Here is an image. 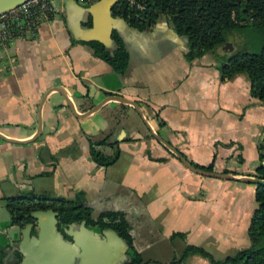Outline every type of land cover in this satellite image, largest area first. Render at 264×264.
<instances>
[{"label": "crops", "instance_id": "0c3cea01", "mask_svg": "<svg viewBox=\"0 0 264 264\" xmlns=\"http://www.w3.org/2000/svg\"><path fill=\"white\" fill-rule=\"evenodd\" d=\"M115 1L55 0L36 38L25 35L0 47L4 264H125L129 258L120 237L96 226L76 224L61 234L45 216L30 226L11 225L2 198L28 191L66 199L80 192L93 217L105 209L122 211L143 264H172L187 245L214 260L249 245L254 184L188 170L146 123L187 160L259 178L264 101L251 96L244 73L220 78L212 53L186 61L185 39L164 15L138 30L111 14ZM112 31L128 54L122 74L86 44L108 43ZM112 95L135 101L142 117L129 104L104 101ZM65 98L77 113L100 105L77 118ZM105 137L95 149L111 155L118 148L119 154L100 166L89 156L88 140ZM175 264L211 262L189 252Z\"/></svg>", "mask_w": 264, "mask_h": 264}, {"label": "trees", "instance_id": "16d2710c", "mask_svg": "<svg viewBox=\"0 0 264 264\" xmlns=\"http://www.w3.org/2000/svg\"><path fill=\"white\" fill-rule=\"evenodd\" d=\"M138 1L144 5L142 10L130 8L123 0H116L111 7V14L138 30L151 26L158 16L164 15L174 33L185 39L186 49L183 56L186 61H193L205 53H212L220 78L244 73L249 81L251 96L264 101V0ZM247 29L257 35L256 51L237 46H233L229 52L222 51L221 48L228 41L231 32L241 33ZM110 39L112 42L110 47L97 41H89L86 44L94 56L107 63L114 72L122 74L127 67V51L115 31H112ZM216 49L220 50L216 52ZM101 144H106V137L95 141L88 140L89 156L100 166L110 165L117 159L119 150L115 148L111 155H105L95 149L96 145ZM263 147L262 144L258 146L259 159L262 158ZM168 153L173 156L169 151ZM182 156L185 158L183 154ZM156 160L161 161L163 158ZM187 161L196 168L212 170L211 163L202 166ZM224 172L227 173L226 170ZM256 172L259 178L264 177V168L261 164L256 168ZM2 199L11 225L18 227L33 225L35 222L33 212L50 210L55 213L56 227L62 232L80 222L96 226L102 231H112L123 240L128 249L129 258L125 264H143L140 255L133 250L130 226L122 211L105 209L93 217L92 207L84 201L80 192L72 199L30 191L19 192ZM254 201L256 205L247 226L249 245L246 248L237 250L223 259L214 260L202 248L187 245L179 259L171 263H178L189 252H197L209 258L211 264H264V184H254ZM0 264H4L1 255Z\"/></svg>", "mask_w": 264, "mask_h": 264}, {"label": "built area", "instance_id": "2783aa9c", "mask_svg": "<svg viewBox=\"0 0 264 264\" xmlns=\"http://www.w3.org/2000/svg\"><path fill=\"white\" fill-rule=\"evenodd\" d=\"M55 0H26L0 13V47L14 38L30 35L36 38L39 26L50 20ZM80 4H90L97 0H75ZM130 8L142 10L144 5L138 0H123ZM264 178V177H263Z\"/></svg>", "mask_w": 264, "mask_h": 264}, {"label": "water", "instance_id": "95a60500", "mask_svg": "<svg viewBox=\"0 0 264 264\" xmlns=\"http://www.w3.org/2000/svg\"><path fill=\"white\" fill-rule=\"evenodd\" d=\"M26 0H0V13L3 11H6L12 7H15L21 3H23ZM122 21V20H121ZM104 46L106 47H110V45H112L111 39L108 36V43L104 42V41H100ZM222 51L223 52H229L232 50V46L230 43L225 42L224 45L222 46ZM106 100H116L122 103H126L129 104L131 106L134 107L135 111L142 117V113L137 105V103L135 101H131L128 99H124L120 96H116V95H112V96H108L106 99H104V101ZM103 101V102H104ZM65 102L66 105L69 106V108L71 109V111L73 112V114L75 115V117L77 118H81V117H85L88 114H90L93 110H95L100 104L95 105L94 107H92L91 109L87 110L84 113H77L74 108L72 107V104L65 98ZM144 120V119H143ZM144 122L146 123V121L144 120ZM147 127L149 128L150 134L151 136L162 146L164 147L167 151H169L184 167H186L188 170L199 174V175H203V176H207V177H213V178H218V179H223V180H244L253 184H264V178H255V177H250V176H241V175H237L235 173H220V172H214V171H205L203 169L200 168H196L192 165L189 164V162L182 156V154L180 152H178L170 143H168L166 140L162 139L154 130H152V128L146 123ZM261 166L264 168V147L261 151ZM33 217L35 220L39 219L42 216L48 217L52 220V223H56V219H55V213L47 210V211H36L32 213ZM80 224H83V222H80ZM26 226H30V225H26ZM104 231V230H103ZM104 232H109L115 236H117L115 233H113L112 231H104Z\"/></svg>", "mask_w": 264, "mask_h": 264}, {"label": "rangeland", "instance_id": "374dc122", "mask_svg": "<svg viewBox=\"0 0 264 264\" xmlns=\"http://www.w3.org/2000/svg\"><path fill=\"white\" fill-rule=\"evenodd\" d=\"M227 42L230 43L232 47L237 46L249 51H256L258 49L257 35L255 32L248 29L241 33L237 31L231 32Z\"/></svg>", "mask_w": 264, "mask_h": 264}, {"label": "flooded vegetation", "instance_id": "af4514ba", "mask_svg": "<svg viewBox=\"0 0 264 264\" xmlns=\"http://www.w3.org/2000/svg\"><path fill=\"white\" fill-rule=\"evenodd\" d=\"M62 227V226H61ZM56 229L62 234V231L61 230H59L57 227H56Z\"/></svg>", "mask_w": 264, "mask_h": 264}]
</instances>
